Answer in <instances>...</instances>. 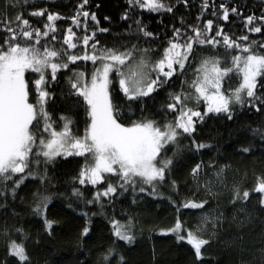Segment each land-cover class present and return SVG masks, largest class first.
<instances>
[{
    "label": "snow or ice",
    "instance_id": "1",
    "mask_svg": "<svg viewBox=\"0 0 264 264\" xmlns=\"http://www.w3.org/2000/svg\"><path fill=\"white\" fill-rule=\"evenodd\" d=\"M30 2L35 10L29 15L43 18L35 21L39 27L22 11L14 18L7 15ZM89 5L90 0H78L66 30L58 28L56 22L63 19L58 12L35 5V0H6L0 11V214L19 216L16 203L25 202L22 192L30 193L28 214L51 236L59 223L49 215L50 206L55 207L49 194L55 186L52 173L69 157L82 158L76 161L79 169L72 176L67 207L75 212L83 204L80 214L88 217L89 205L98 206L101 215L106 204L113 206V216L106 217L112 242L91 264H127L120 242L127 246L137 242V219L131 211L123 212V221L115 218L114 206L122 197H130V208L147 197L167 199L177 219L158 234L190 245L197 264H212V257L206 261L205 255L225 225L240 227L250 221L252 198L264 211V174L251 187L230 181L232 163L222 158L221 148L210 137L199 135L198 126L213 118L255 117L241 122L237 133L244 135H237L236 145L230 146L246 159L257 152L264 156V39H250L247 34L233 39L219 20L228 21L232 14L243 20L247 33L264 36V10L243 16L236 6L220 3L218 11L214 2L201 0L195 23L186 24L180 14L181 27L174 24L171 35L157 43L158 33L149 29L137 10L171 14L175 19L178 5L186 8L189 0H127L120 16L123 31L114 28L108 16L103 18L107 26L101 25ZM210 7L211 16L217 17L215 27L211 18L199 22ZM74 28L82 31L78 34ZM230 77L237 79V85L225 91L223 83ZM61 79L67 83V93L61 89V97L66 95L76 108H83L82 135L73 127L72 115L63 111L55 115V86ZM176 82L179 90L173 86ZM161 90L165 102L156 113L146 115L148 100L155 101ZM180 175L190 177L203 197L182 201L165 197L161 191L165 187L178 195ZM225 191L228 206L218 210ZM213 199L216 208L210 203ZM182 209L196 210L193 214L199 213V221L185 227L179 218ZM13 232L28 238L22 225L10 228L5 219L0 236L7 241L6 256L11 264H31L25 243L14 239ZM89 232L85 226L81 237ZM258 251L257 264H264V244ZM3 264L10 262L4 259ZM241 264L251 262L242 259Z\"/></svg>",
    "mask_w": 264,
    "mask_h": 264
},
{
    "label": "trees",
    "instance_id": "2",
    "mask_svg": "<svg viewBox=\"0 0 264 264\" xmlns=\"http://www.w3.org/2000/svg\"><path fill=\"white\" fill-rule=\"evenodd\" d=\"M5 2L6 0H0V11L3 10ZM172 2L174 3L175 0H172ZM209 2L210 4L214 2L218 11L220 3L236 6L241 10L243 16L259 15L264 10V0H209ZM21 3H23V0H21ZM77 3L78 0H35V5L46 7L49 11L58 12L61 15L63 19L56 22L61 30H66L71 25L70 17L75 14ZM126 7L127 0H90L89 5L90 11L96 12L101 25L107 26L108 22L103 18L108 16L111 18L114 28L119 31H123V28L119 27L123 23L120 21V16ZM178 7L180 11L175 19L171 18V14L137 10L149 29L158 33L159 41L157 43L164 41L166 36L171 35L174 24L181 27L180 14H183L186 24L195 23L196 17L200 14L201 0H189L188 7L185 8L182 5H178ZM33 10L35 9L30 2L24 4L23 7L11 9L7 15L14 18L17 12L22 11L24 17L28 18L34 27H39L41 25H37L35 21L43 18L31 17L29 13ZM211 11L210 7L201 17L199 21L201 25L206 19L211 18L214 21L213 26H216L217 17L211 16ZM219 23L223 25V31L233 39L244 34L257 41L264 39V36L259 33H247V30L243 27V20L232 14H230L228 21L219 20ZM91 24L92 22L89 20V25ZM74 31L79 34L82 29L74 28ZM189 78H191V70H189ZM237 82L236 78H226L223 83V90L227 91L229 88H234ZM173 86L179 90V82H176ZM61 89L64 90L65 94L67 93V83L64 79H61L60 83L55 86V115L58 116L62 111L72 115L76 121L73 127L78 128L82 135L85 119L83 108H76L72 104L71 98H67L66 95L61 97ZM165 100L166 94L161 90L155 101L148 100L147 105L150 112L145 114L156 113ZM136 115L138 117L140 113L137 112ZM156 118L159 119L160 117L157 116ZM253 119L256 118L241 116L237 121L213 118L204 125L198 126L199 135L206 139L210 137V142L221 148L222 158L232 163L234 171L229 173V180L234 179L245 187L254 185L257 177L264 174V156L257 152L252 158L246 159L238 156L230 145H236L237 135L241 137L244 135L243 132L237 133L241 122ZM230 134L232 135L230 136ZM211 156L216 157V153H211ZM204 159L207 161L209 156H205ZM77 160L82 162V158L69 157L68 161L60 164L58 169L52 173L55 177V186L49 189V194L53 196L55 207L50 206L49 215L50 218L58 219L59 223L55 226V231L51 236L46 235L37 220L28 214V202L32 198L30 193L22 192L21 195L24 196L25 202L20 203V201H17L16 203V211L20 213L19 216L5 218L0 214V228L4 226L5 219H7V225L10 228L13 225L24 227L25 232L28 234L26 240L17 236L15 232L12 233V237L25 243L31 257V264H79L80 261H83L84 264H91L96 259L100 249L107 248L112 242L111 225L106 217L113 216V206L106 204L103 209L104 214L101 215V209L98 206L89 205L87 206L89 210L88 217L80 214V209L84 208L83 204H80L75 212L67 207L68 198L71 194L72 176L79 169V165L76 163ZM236 169L238 171H235ZM178 186V195L167 187L161 189V191L164 192L165 197L171 195L177 201L203 197V190L197 192L191 178L187 175L178 177ZM30 187L34 190L35 186ZM61 193L63 195H60ZM252 196L257 197L259 194L253 193ZM228 198L229 193L225 191L219 200L218 210H223L224 207L228 206ZM129 202L130 197L127 199L122 197L114 206L116 219L125 220L124 211H131L137 219V242L131 246L123 245V242H120V251L126 257L127 264H197L194 250L190 245L186 242L178 243L171 235L158 234L159 229L174 226L177 219L176 210L169 204L167 199L154 200L147 197L134 208L129 207ZM210 203L213 208L217 207L216 200H210ZM193 211L181 210L182 215L179 218L185 227H192L199 221V213L194 215ZM207 211L211 212L212 210L208 209ZM248 211L251 213L250 221L245 222L240 227L235 223L230 226L226 224L225 228L220 231L219 236L214 238L208 253L205 255L206 261L210 255L212 264H241L242 259L250 261L251 264H257L260 259L258 250L264 244V211L259 209L256 198L251 199V203L248 204ZM93 212H96L97 215H92ZM85 226L90 228V232L87 236L81 237ZM37 240H39V243H37ZM6 243V239L0 236V264H3L4 259H8L11 264V258L6 256Z\"/></svg>",
    "mask_w": 264,
    "mask_h": 264
}]
</instances>
